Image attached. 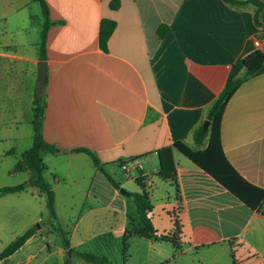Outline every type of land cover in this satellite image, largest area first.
Masks as SVG:
<instances>
[{
    "label": "crops",
    "instance_id": "crops-1",
    "mask_svg": "<svg viewBox=\"0 0 264 264\" xmlns=\"http://www.w3.org/2000/svg\"><path fill=\"white\" fill-rule=\"evenodd\" d=\"M44 1L52 24L42 60L39 40L26 38L38 20L30 11L37 1L0 0V95L14 103L10 109L0 108V144L7 147L0 149V159L16 160L28 149L18 150L19 134L23 126H30L31 102L40 85L36 81L37 65L45 61L42 136L54 152L42 155L43 175L55 194L56 216L60 198L73 202V187H82L84 203L89 205L73 230H65L71 250L104 256L84 246L103 232L86 234L74 242V230L99 212L120 217L106 231L116 239H123L130 223L138 224L137 211L135 215L127 210L132 198L119 192L127 186L131 187L129 193L141 191L136 183L131 185L124 179L122 173L131 170L134 181L140 174L148 177L145 190L153 191L160 184L173 189L174 199L167 203L172 206L167 212L169 230L174 216L182 224L178 252L167 241L147 240L149 243H168L174 257L192 248L234 240L256 250L263 248L264 203L257 210L250 209L178 151L173 157L179 192L156 176V150L176 141L195 148L193 131L208 121L210 105L227 81L243 74V58L255 50L253 41L263 36L252 19L254 7L223 0H120L119 8L112 10L110 0ZM102 19L116 22L107 52L98 45ZM162 24L167 32L160 38L156 29ZM8 29L13 31V38H5ZM25 128L26 145L27 141L32 144L31 126ZM220 143L232 167L247 182L264 190V66L227 102ZM75 148L92 151L120 188H113L90 157L74 152ZM10 151L14 154H8ZM131 157H139L140 170L132 165L127 171L121 169L120 163ZM12 167L6 173L0 169V181H6L3 177ZM18 174L16 182L0 187L29 178L27 171ZM37 198L45 204L44 197L29 188L0 200L27 204ZM153 217L154 205L152 224L158 234L167 233L169 230H157ZM39 234L37 230L11 257L31 246ZM54 246L64 264L67 252L58 240ZM32 251L25 257L27 262L35 257Z\"/></svg>",
    "mask_w": 264,
    "mask_h": 264
},
{
    "label": "trees",
    "instance_id": "trees-1",
    "mask_svg": "<svg viewBox=\"0 0 264 264\" xmlns=\"http://www.w3.org/2000/svg\"><path fill=\"white\" fill-rule=\"evenodd\" d=\"M39 2L41 6V13L43 23L39 34V57L45 59L46 36L50 25L49 10L44 0H34ZM224 2L235 6L251 5L254 7L253 22L260 28L264 35V23L262 22V14L264 12V3L260 0H223ZM120 6V0H110L109 7L112 10H117ZM116 28V22L110 19H102L98 29V45L103 52H107V43ZM167 32L166 25H159L156 33L160 38H163ZM264 66V48L255 49L253 52L243 58L244 72L241 76L231 78L227 81L222 91L217 98L210 105L207 119L209 125L207 129L203 126H198L193 131V141L195 148L189 147L183 141H176L171 145L162 146L156 150L159 170L156 176L164 182L170 183L179 192L177 182L176 168L174 163V151H178L189 159L192 163L202 169L205 173L210 175L226 190L237 197L241 202L252 210H257L262 203H264V190L260 189L249 182H247L228 162L222 151L220 143V124L224 108L232 97L238 87L252 74ZM46 108L45 93L33 95L31 102V116L29 124L32 129V144L22 152L18 157V161L10 170V174H17L21 172H28L29 178L17 185L0 187V198L9 194H17L27 191L29 188L36 189L38 195L43 196L45 206L50 217V226L54 232L61 238V245L64 250L70 251V255H74L87 264H108L104 256L95 255L86 252H76L71 250L70 242L67 238L68 233L57 223V216L55 212L54 200L55 194L50 183L44 178V166L42 162V155L46 153H53L54 147L48 144L42 136V121ZM74 152H83L87 154L95 167H97L107 178L110 185L119 189V184L116 183L111 176L103 170L102 163L98 160L96 155L86 148H75ZM8 154H14L10 151ZM139 157H131L127 161L120 163L138 160ZM148 177L139 175L135 182L141 189L139 192L130 193V197L136 206V211L139 217L138 224L130 223L123 234V262L126 259L125 252L132 239L141 238L156 241L169 242L174 252L180 250L179 240L182 236V224L177 216L173 218V228L167 233L158 234L152 224L151 216L153 211V204L150 200L149 194L146 192V181ZM36 233L35 229L29 228L21 235L17 236L13 241L7 244L0 252V262L6 260L13 253L19 250L25 242ZM233 259V256H232ZM64 264H70L68 257ZM233 264H239L233 259Z\"/></svg>",
    "mask_w": 264,
    "mask_h": 264
},
{
    "label": "rangeland",
    "instance_id": "rangeland-1",
    "mask_svg": "<svg viewBox=\"0 0 264 264\" xmlns=\"http://www.w3.org/2000/svg\"><path fill=\"white\" fill-rule=\"evenodd\" d=\"M30 7L31 14H35L38 20L35 21L36 26L30 28L27 32V40H39V32L41 30L42 13L39 2H35ZM38 22V23H37ZM38 24V25H37ZM35 27V30L33 28ZM39 27V30H38ZM14 33L11 29H8L5 38H13ZM8 78V77H7ZM14 106L12 100L2 98L0 95V108L3 110L10 109ZM30 129L29 125L21 128L19 134L18 150L24 151L29 148L31 143L26 145V137L24 131ZM6 145L0 144V149H6ZM17 157V155H15ZM19 157L0 159V169L6 171L16 164ZM118 173H122L118 170ZM126 180L131 185H135V181L132 178L134 171L129 173H122ZM16 175V176H15ZM21 174H6L4 179L6 181H0V185L9 184L10 182H16V179ZM128 178V179H127ZM15 179V180H14ZM130 186L124 187L126 192L129 193ZM74 200L72 203H66L63 199H59L57 202V223L64 228V230H73L74 224L77 218L84 215V212L89 207L84 203L85 195L81 186L73 187ZM149 197L154 205V221L157 230L160 233L167 232L170 228L167 212L171 211L172 206L167 203L170 198V202L174 199L173 189L168 184H160L156 186L153 191L146 189ZM22 209V213L18 212V209ZM128 212L136 215L135 205L132 200H129ZM32 218V219H31ZM36 218H40L41 221H36ZM120 217H116L115 214L110 212H99L97 217L84 219L80 226L74 230V242H79L81 236L86 234H95L96 236L103 232L101 236L96 237V240H88L84 246H87L88 250L95 252H102L106 257L108 264H233V259L239 264H264V247L256 250L253 249L240 240H234L231 242L219 243L215 245H208L204 247L192 248L183 252L181 256L174 257L171 246L166 242L149 243L145 239L135 238L133 239L127 251L125 252L126 259L123 262V239H116L112 235L106 234V231L112 224H115ZM50 217L45 204L38 200H33L31 203L23 204L18 203L17 200H0V252L3 248L13 241L17 236L21 235L29 228L39 231V234L32 242L31 246H27L24 250H21L18 254L8 257L6 260L1 261L0 264H62V257L57 254L54 244L56 240L61 242V238L54 232L50 226ZM53 232V234L48 233ZM106 234V235H105ZM105 241L106 244L103 243ZM48 246V247H47ZM102 248V249H100ZM33 250V251H32ZM32 251L35 253V257L26 261L25 257ZM90 253L89 251H86ZM102 256V255H100ZM68 258V255L64 257V260ZM70 258V264H86L78 257L72 256Z\"/></svg>",
    "mask_w": 264,
    "mask_h": 264
},
{
    "label": "water",
    "instance_id": "water-1",
    "mask_svg": "<svg viewBox=\"0 0 264 264\" xmlns=\"http://www.w3.org/2000/svg\"><path fill=\"white\" fill-rule=\"evenodd\" d=\"M262 22L264 23V12L262 14ZM36 81L40 83V85L37 87V93H42V88L46 85V62L41 61L37 65V74H36ZM209 125V121H204L203 123V129H207ZM119 192L123 195H130V193L126 192L124 189L120 188ZM68 257H70V251H67Z\"/></svg>",
    "mask_w": 264,
    "mask_h": 264
},
{
    "label": "built area",
    "instance_id": "built-area-1",
    "mask_svg": "<svg viewBox=\"0 0 264 264\" xmlns=\"http://www.w3.org/2000/svg\"><path fill=\"white\" fill-rule=\"evenodd\" d=\"M253 46L255 49H262L264 48V35L262 36V39L258 38L253 41ZM128 165H132L135 169L140 170L141 165L139 164L138 160L134 161H128L121 164V169L124 171L128 170Z\"/></svg>",
    "mask_w": 264,
    "mask_h": 264
}]
</instances>
